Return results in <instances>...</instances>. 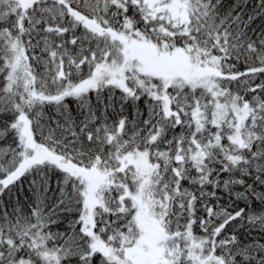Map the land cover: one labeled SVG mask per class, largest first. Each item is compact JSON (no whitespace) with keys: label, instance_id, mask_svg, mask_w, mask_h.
I'll list each match as a JSON object with an SVG mask.
<instances>
[{"label":"snow or ice","instance_id":"snow-or-ice-1","mask_svg":"<svg viewBox=\"0 0 264 264\" xmlns=\"http://www.w3.org/2000/svg\"><path fill=\"white\" fill-rule=\"evenodd\" d=\"M0 264H264V0H0Z\"/></svg>","mask_w":264,"mask_h":264},{"label":"trees","instance_id":"trees-1","mask_svg":"<svg viewBox=\"0 0 264 264\" xmlns=\"http://www.w3.org/2000/svg\"><path fill=\"white\" fill-rule=\"evenodd\" d=\"M259 24V21H257V25ZM19 190H15L13 191V195L11 197V199L13 201H15L17 198L21 201L22 204H27L28 200V196L30 195V192H29V189H28V184L26 182H24L22 184V186H18ZM4 199H8L7 196L4 197ZM243 206V205H241ZM68 227V221L65 220L63 222V224L61 225L60 227V230L63 231L64 229H66ZM53 231H56L57 229L56 228H53L52 229Z\"/></svg>","mask_w":264,"mask_h":264}]
</instances>
